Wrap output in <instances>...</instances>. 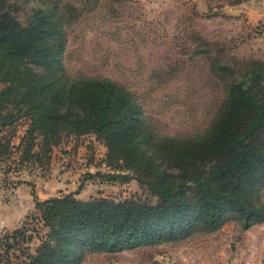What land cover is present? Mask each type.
I'll return each mask as SVG.
<instances>
[{
  "label": "rangeland",
  "instance_id": "374dc122",
  "mask_svg": "<svg viewBox=\"0 0 264 264\" xmlns=\"http://www.w3.org/2000/svg\"><path fill=\"white\" fill-rule=\"evenodd\" d=\"M44 11L64 33L63 70L55 71L124 86L156 142L209 136L227 86L251 62H264V0H0V15L23 26ZM217 65L226 70L213 71ZM27 127L21 119L0 134L14 148L0 163V219L6 221L0 220V264H29L44 240L33 195L157 204L134 180L96 176L126 172L106 161L107 148L93 134L62 133L48 164L21 160L17 146ZM256 197L253 203L264 205V182ZM223 218L214 232L114 254L90 252L81 264H264V221L243 230L232 214Z\"/></svg>",
  "mask_w": 264,
  "mask_h": 264
},
{
  "label": "trees",
  "instance_id": "16d2710c",
  "mask_svg": "<svg viewBox=\"0 0 264 264\" xmlns=\"http://www.w3.org/2000/svg\"><path fill=\"white\" fill-rule=\"evenodd\" d=\"M64 45L47 11L28 26L0 15V134L27 119L20 159L46 164L62 133L93 134L107 148L106 161L126 172L96 176L134 180L158 201L83 202L74 194L39 201L33 195L45 235L29 264H81L90 252L114 254L214 232L226 214L243 230L264 221V205L252 200L264 182V62H251L245 76L227 86L209 136L156 142L124 86L61 75ZM12 150L0 137V163Z\"/></svg>",
  "mask_w": 264,
  "mask_h": 264
},
{
  "label": "crops",
  "instance_id": "0c3cea01",
  "mask_svg": "<svg viewBox=\"0 0 264 264\" xmlns=\"http://www.w3.org/2000/svg\"><path fill=\"white\" fill-rule=\"evenodd\" d=\"M229 10H230V9H229ZM0 220H1L2 224H4V225L6 224V221H3L2 219H0Z\"/></svg>",
  "mask_w": 264,
  "mask_h": 264
}]
</instances>
